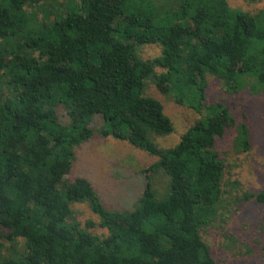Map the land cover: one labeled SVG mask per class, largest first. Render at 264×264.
Returning a JSON list of instances; mask_svg holds the SVG:
<instances>
[{
	"label": "trees",
	"instance_id": "trees-1",
	"mask_svg": "<svg viewBox=\"0 0 264 264\" xmlns=\"http://www.w3.org/2000/svg\"><path fill=\"white\" fill-rule=\"evenodd\" d=\"M45 3L52 19L38 20ZM141 45L157 46L159 56L140 60ZM206 76L229 93L252 78L264 101V7L248 14L225 0H0V228L7 242H23L0 264H218L199 232L221 207L216 143L233 120L220 103L203 104ZM147 78L198 116L171 148L155 144L172 126L142 95ZM236 132L247 152L245 124ZM96 137L155 158L140 170L129 211L105 210L87 180L66 177L73 148ZM158 173L166 178L160 197L150 183ZM241 199L264 205V190ZM82 203L105 236L71 221L70 206Z\"/></svg>",
	"mask_w": 264,
	"mask_h": 264
},
{
	"label": "rangeland",
	"instance_id": "rangeland-1",
	"mask_svg": "<svg viewBox=\"0 0 264 264\" xmlns=\"http://www.w3.org/2000/svg\"><path fill=\"white\" fill-rule=\"evenodd\" d=\"M225 3L231 10L248 14H254L264 7V0H225ZM35 14L38 20L43 17L52 19L53 8L45 3ZM134 51L140 60H152L159 56V48L155 45L137 46ZM162 72L157 68L153 70L154 75ZM256 88L254 80L246 77L236 92L229 93L213 77H205L203 104L220 103L228 109L233 120V125L225 129L223 137L216 143V152L223 163L221 207L214 221L199 232L201 241L218 264H264V205L241 199L243 193L254 194L264 190V101L263 92ZM162 91V88L161 91L156 88L152 78L144 81L142 95L161 105L163 115L172 126L169 135L155 138L158 148L167 149L177 143L180 135L198 116L185 104L174 103L171 95ZM58 114L62 116L61 111ZM61 120L65 121L63 117ZM239 124H245L247 129V152H242L235 140ZM89 126L96 131L101 121L94 118ZM73 154L74 159L66 177L87 180L102 207L118 213L133 207L143 185L140 170L155 162L154 157L125 142L98 137L74 147ZM165 182L166 178L159 173L150 176L157 197L164 193ZM70 209L71 221L80 228H85L88 222L93 225L86 228L88 233L98 237L106 235L105 229L97 226L98 218L86 203L73 204ZM5 234L0 228V258L19 256L23 251L22 240L9 243Z\"/></svg>",
	"mask_w": 264,
	"mask_h": 264
}]
</instances>
